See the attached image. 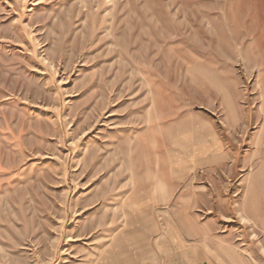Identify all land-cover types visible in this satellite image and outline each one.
I'll return each instance as SVG.
<instances>
[{
    "label": "rangeland",
    "instance_id": "1",
    "mask_svg": "<svg viewBox=\"0 0 264 264\" xmlns=\"http://www.w3.org/2000/svg\"><path fill=\"white\" fill-rule=\"evenodd\" d=\"M0 264H264V0H0Z\"/></svg>",
    "mask_w": 264,
    "mask_h": 264
}]
</instances>
